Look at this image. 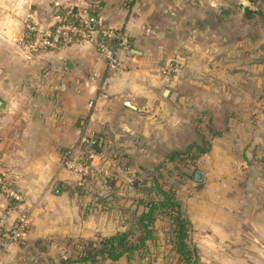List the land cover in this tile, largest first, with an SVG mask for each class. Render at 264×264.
Returning <instances> with one entry per match:
<instances>
[{"label": "crops", "instance_id": "crops-1", "mask_svg": "<svg viewBox=\"0 0 264 264\" xmlns=\"http://www.w3.org/2000/svg\"><path fill=\"white\" fill-rule=\"evenodd\" d=\"M221 1L0 0V153L24 194L14 209L0 193V218L9 225L23 212L30 220L25 237L0 250V264H41L30 255L63 220L56 215L70 201L66 189L79 181L62 154L82 137L101 139L91 159L98 176L125 156L153 162L154 171L198 133L210 149L196 162L202 181L189 180L198 190L183 204L190 238L230 240L229 251L213 250L232 256L225 264H264V36L254 39L243 25L240 38L238 24L222 25ZM69 8L123 31L126 71L109 69L89 43L24 47L26 23L50 29ZM170 62L178 69L168 74Z\"/></svg>", "mask_w": 264, "mask_h": 264}, {"label": "rangeland", "instance_id": "rangeland-1", "mask_svg": "<svg viewBox=\"0 0 264 264\" xmlns=\"http://www.w3.org/2000/svg\"><path fill=\"white\" fill-rule=\"evenodd\" d=\"M222 7H226L227 12L222 13L221 23L239 25V37L244 33V26L252 27L254 39L261 40L264 36L262 21L254 16L247 20L244 16V8L264 11V0H222ZM232 12V14H231ZM230 19V20H229ZM214 18L206 14L205 24H214ZM201 26V25H200ZM243 29V31H241ZM263 31V32H262ZM205 34L209 31H205ZM139 159L126 157L119 160V165L105 171L97 172L98 176L85 177L78 181L73 187L67 190L70 201L65 202L63 207H59L56 215L63 218L60 224L54 226L50 233L53 238L41 239L37 248L40 254L33 252L30 259L41 264H58L66 257H74L78 254L82 245L88 240H97L101 235H108L118 230L127 228L126 217L131 215L137 197L136 186L138 183L148 179L154 172V163L145 161L140 163ZM172 169L171 175L167 173ZM164 177L161 183L165 188L174 187L179 191L182 204L187 202L197 185L186 178L176 176V169L169 164L163 168ZM96 175V174H95ZM148 185V184H147ZM141 189L144 187L139 185ZM110 205H115L109 208ZM168 226L165 220L159 219L156 222V240L150 242V253L138 252L132 259L122 257L115 262L103 261L100 264H163L166 259L175 263L171 257L167 238ZM60 233V234H59ZM192 244L198 247L200 264H225L230 261V255H213L214 247L230 250L231 241H204L190 238ZM199 245V246H198Z\"/></svg>", "mask_w": 264, "mask_h": 264}, {"label": "trees", "instance_id": "trees-1", "mask_svg": "<svg viewBox=\"0 0 264 264\" xmlns=\"http://www.w3.org/2000/svg\"><path fill=\"white\" fill-rule=\"evenodd\" d=\"M65 10H59L58 13L63 14ZM244 16L247 19L257 16L264 28L263 10L245 7ZM209 134L214 135L216 132L210 129ZM93 149L100 152L101 148L94 144ZM209 149L208 137L198 133L197 141L184 149L171 151L166 162L156 166L148 179L137 184L138 195L134 200L136 205L131 210V215L126 217L127 228L101 235L97 240L86 241L77 255L63 258L58 264H100L103 261L115 262L121 257L130 260L138 252L152 254L150 242L156 240V222L159 219L167 223L166 239L171 257L176 261L172 263L166 259L163 264H200L198 248L190 241L191 221L186 215L179 191L174 187L165 188L161 180L164 177L163 168L172 164L173 169L179 171L176 176L200 183L203 176L196 162ZM170 170L172 169L167 170L169 175ZM139 185L144 188L141 189ZM114 206L110 205L109 208Z\"/></svg>", "mask_w": 264, "mask_h": 264}, {"label": "built area", "instance_id": "built-area-1", "mask_svg": "<svg viewBox=\"0 0 264 264\" xmlns=\"http://www.w3.org/2000/svg\"><path fill=\"white\" fill-rule=\"evenodd\" d=\"M74 18V19H72ZM56 22L50 29L40 30L33 23H26L27 32L21 43L29 51L58 50L71 44L89 43L105 59L109 69L126 71L128 62L121 57L120 51L127 48V39L121 29L107 27L102 24L91 28L87 20L74 9H67L56 15ZM178 69V63L170 62L165 71L168 74ZM98 137H82L75 146L66 149L62 154V167L78 175L79 183L85 177L96 176L91 165L92 157L98 153L93 145L101 148ZM80 149V151L78 150ZM264 167V152L261 156ZM0 193L10 202L14 209L20 208L24 202V194L14 187L6 177V168L0 153ZM30 220L26 213L20 212L9 225L5 218H0V250H7L12 244L19 243L26 235Z\"/></svg>", "mask_w": 264, "mask_h": 264}, {"label": "water", "instance_id": "water-1", "mask_svg": "<svg viewBox=\"0 0 264 264\" xmlns=\"http://www.w3.org/2000/svg\"><path fill=\"white\" fill-rule=\"evenodd\" d=\"M94 15H89V17H88V19L90 20V24H89V26L91 27V28H94V24H93V19H94V17H93ZM56 193H59L60 192V184L58 183L57 185H56V187H55V190H54Z\"/></svg>", "mask_w": 264, "mask_h": 264}]
</instances>
